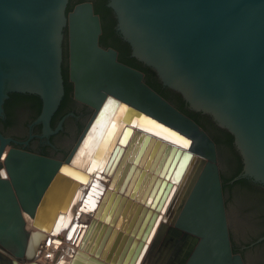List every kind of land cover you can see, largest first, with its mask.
Listing matches in <instances>:
<instances>
[{
    "label": "water",
    "instance_id": "water-1",
    "mask_svg": "<svg viewBox=\"0 0 264 264\" xmlns=\"http://www.w3.org/2000/svg\"><path fill=\"white\" fill-rule=\"evenodd\" d=\"M68 2L0 0V112L10 90L38 93L39 119L46 134L54 131L49 121L63 94L65 27L73 96L93 109L64 157L5 150L9 139L0 133L8 173L0 175V264H40L27 244L24 212L38 218L55 186L68 183L64 166L75 167L74 155L109 105L126 106L124 123L128 113L145 116L189 144L140 126L126 144L116 143L104 168L81 189L83 206L90 196L97 200L85 210L92 217L67 264H120L132 240L126 234L136 231L142 236L139 253L123 264H248L233 247L215 140L153 88L143 70L100 43L102 19L92 0L70 11ZM108 5L134 56L234 136L243 160L234 180L248 177L264 188V0H109ZM262 240L264 235L255 242Z\"/></svg>",
    "mask_w": 264,
    "mask_h": 264
},
{
    "label": "bare ground",
    "instance_id": "bare-ground-1",
    "mask_svg": "<svg viewBox=\"0 0 264 264\" xmlns=\"http://www.w3.org/2000/svg\"><path fill=\"white\" fill-rule=\"evenodd\" d=\"M126 113V106L109 105L99 118L94 122L92 128L84 137L72 161L75 167L65 165L64 172L69 174L66 181L60 182L55 186L53 192L49 194V201L43 208L39 209V217L31 218L24 212L25 231L28 234L27 244L30 243L29 250L33 255V260L40 264H67L70 260V251L79 241L85 231L86 225L90 221L92 215L85 211L96 205V198L90 196L86 206H83V200L80 196L84 190H81L86 184H89L91 177H95L98 170H102L108 160V157L116 143L126 144L131 138V131L140 126L146 131L155 133L174 142L185 145V140L178 138L177 135L168 129L160 126L155 121H150L145 116L138 118L133 113H128L127 122H123ZM129 125L127 134L121 139L124 128ZM187 142V146H188ZM95 165V170H91ZM88 172V173H86ZM2 175L7 176L6 169H2ZM101 181H97L100 183ZM79 189V190H78ZM132 201H135L133 199ZM136 205L140 203L136 200ZM81 206V207H80ZM84 211H81V209ZM59 212L63 213L58 216ZM99 218H97V221ZM111 222V221H110ZM110 222L106 226H110ZM105 223V219L101 220V224ZM115 225H112V229ZM118 232L120 228L116 229ZM31 231L35 233L31 235ZM138 231L134 234L123 230V236L127 235V242L132 237L131 242L127 245L125 251H121L119 257L122 258L121 263L125 260L128 262L133 256L139 253V244L142 236H138ZM110 236H108L109 238ZM107 238V240H108ZM135 242V244H134ZM127 243L123 245L124 246ZM12 254V251H7ZM99 258L103 259L101 256ZM61 258L60 263L58 259ZM106 261L105 259H103ZM108 264H112L108 261ZM116 264V263H113ZM143 264V263H142Z\"/></svg>",
    "mask_w": 264,
    "mask_h": 264
},
{
    "label": "flooded vegetation",
    "instance_id": "flooded-vegetation-1",
    "mask_svg": "<svg viewBox=\"0 0 264 264\" xmlns=\"http://www.w3.org/2000/svg\"><path fill=\"white\" fill-rule=\"evenodd\" d=\"M69 3L70 0L68 2V5ZM102 36L106 37L109 41L112 40L115 36L119 37V44L122 49L128 51L130 53V56H134L133 49L130 43L123 37L120 30L118 29L117 18L116 22L113 23L111 29H103L100 39ZM61 46V74L63 78V94L49 121L50 128L54 131L46 134L45 122L39 119L43 109V99L38 93L30 91L10 90L8 91V96L5 98V101L3 103V111L0 112V133L4 137L9 139L8 143L5 145V150H8L11 147H15L49 157L60 158L62 157L60 151L63 150V146L65 145L67 136L75 132L81 125L83 119L91 110H93L89 106L77 101L73 96L74 85L69 77V43L67 27L64 28V38L62 40ZM105 47L113 46L110 45ZM155 77L160 80L157 73L155 74ZM66 86H70L71 89L69 90L68 98L64 100L66 94ZM29 95H37L39 98H41V111H38V105L36 106L37 102L31 98H28ZM187 107L190 110L197 111L194 110L188 102ZM201 115L203 116V118H205V130L215 140L219 153V145L215 136L217 137L220 135H225L226 131L228 130L221 127L211 115L204 112H201ZM60 125L61 127H59ZM1 144L2 142L0 139V147ZM35 145H39L40 147H35ZM219 160L221 171L229 172L230 167L232 166L231 156L227 155L224 159H221L219 155ZM3 161L4 156H1L0 175L2 169H5V164ZM232 195H234V191H232ZM250 207L251 205L249 203L242 204L234 196H232V200H230V202L228 203V211L233 239L239 246L240 250L245 249L246 242L249 240L242 238V233L245 230L252 231L253 233L256 231L255 226H253L254 224H250L244 227L241 224V221L239 222V216L241 215L242 210L246 211L250 209ZM233 216L235 217L234 223ZM237 237L239 239H237ZM247 258L248 264H259V261L261 260L258 252L252 255H248Z\"/></svg>",
    "mask_w": 264,
    "mask_h": 264
},
{
    "label": "trees",
    "instance_id": "trees-1",
    "mask_svg": "<svg viewBox=\"0 0 264 264\" xmlns=\"http://www.w3.org/2000/svg\"><path fill=\"white\" fill-rule=\"evenodd\" d=\"M85 0H70L67 7V11H70L73 6ZM95 5L96 12L100 14L102 19V26L104 30L111 29L113 23L116 22V17L114 16L113 9L108 5L109 0H92ZM119 37H114L112 40H108L106 37L102 36L100 43L104 46H113L119 50V59L131 66L139 68L145 72L146 81L160 92L164 97L173 102L179 109L194 118L201 126L205 128V118L201 115V111H193L187 107V102L181 93L169 88L164 85L160 80L155 77L156 72L148 65L140 61L135 56H130V53L124 49L119 44ZM70 86H66L65 99L68 98ZM28 98L33 99L37 102L38 111H41V98L37 95H29ZM219 145V155L221 159H224L227 155L231 156L232 166L229 172H223V186L226 195L227 206L232 196L236 197L238 201L242 204L249 203L251 205L250 209L246 212L242 210L239 222L245 227L250 224H254L256 231L251 235L249 240L246 242V247L244 250H240L239 246L233 239L232 231V241L235 251H240L248 262V255L259 253L261 260L259 264H264V240L260 242H255L259 237L264 235V188L261 184L254 182L248 177H241L237 180L234 178L243 171V160L236 148L234 143V136L226 131L225 135L215 136ZM234 191V195H232ZM231 193V196H230ZM229 194V196H228ZM255 242V243H254Z\"/></svg>",
    "mask_w": 264,
    "mask_h": 264
},
{
    "label": "rangeland",
    "instance_id": "rangeland-1",
    "mask_svg": "<svg viewBox=\"0 0 264 264\" xmlns=\"http://www.w3.org/2000/svg\"><path fill=\"white\" fill-rule=\"evenodd\" d=\"M93 110H91L88 115L83 119L81 125L79 126V128L73 132L71 135H68L67 136V139H66V142H65V145L63 146V150L60 151L61 152V155L64 157L67 155V153L71 150L72 146L74 145V143L76 142L77 138L79 137V135L81 134V132L83 131L87 121L89 120L91 114H92ZM35 147H40L39 145H35ZM240 218V216H239ZM231 220H232V217H231ZM238 220V219H237ZM236 220V221H237ZM235 222V217L233 216V223ZM253 234L252 231H249V230H245L241 237L244 238V239H249L251 237V235ZM237 239H239L237 237Z\"/></svg>",
    "mask_w": 264,
    "mask_h": 264
},
{
    "label": "snow or ice",
    "instance_id": "snow-or-ice-1",
    "mask_svg": "<svg viewBox=\"0 0 264 264\" xmlns=\"http://www.w3.org/2000/svg\"><path fill=\"white\" fill-rule=\"evenodd\" d=\"M184 146H187V142H185V145ZM91 170H95V165H93V168Z\"/></svg>",
    "mask_w": 264,
    "mask_h": 264
}]
</instances>
